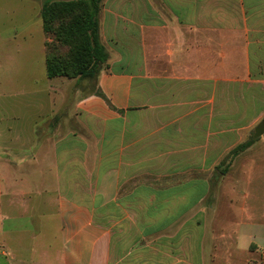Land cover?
I'll list each match as a JSON object with an SVG mask.
<instances>
[{
	"label": "crops",
	"instance_id": "obj_1",
	"mask_svg": "<svg viewBox=\"0 0 264 264\" xmlns=\"http://www.w3.org/2000/svg\"><path fill=\"white\" fill-rule=\"evenodd\" d=\"M99 35L61 92L0 61V264H264V133L219 170L264 120V0H104Z\"/></svg>",
	"mask_w": 264,
	"mask_h": 264
},
{
	"label": "trees",
	"instance_id": "obj_2",
	"mask_svg": "<svg viewBox=\"0 0 264 264\" xmlns=\"http://www.w3.org/2000/svg\"><path fill=\"white\" fill-rule=\"evenodd\" d=\"M103 0H55L40 10L48 79H93L106 67L108 52L99 35L98 10ZM264 133V120L255 126L248 141L235 148L243 152Z\"/></svg>",
	"mask_w": 264,
	"mask_h": 264
},
{
	"label": "rangeland",
	"instance_id": "obj_3",
	"mask_svg": "<svg viewBox=\"0 0 264 264\" xmlns=\"http://www.w3.org/2000/svg\"><path fill=\"white\" fill-rule=\"evenodd\" d=\"M5 0H3L4 2ZM55 0H8V3H3L0 5V18L2 19V25L0 27V48H2L6 53L5 56L1 57L0 61L6 60V56L11 58V64L16 65L17 82L12 86V92L24 93V92H61L62 84L59 80H67V78L60 77L59 79H48L45 75V65H44V44L49 40V36L45 35L41 27L40 10L44 3L51 2ZM156 3V0H151ZM103 2L98 10V22L100 24ZM9 50V52H8ZM109 56V53H108ZM13 66L15 67V65ZM31 72V79H26L24 81L25 73ZM66 82V81H65ZM7 91V90H6ZM8 92V91H7ZM56 103V101H55ZM51 105V103H50ZM55 106H57L55 104ZM54 107V106H53ZM18 108V107H17ZM23 108V107H21ZM55 108V107H54ZM45 112L50 110L49 106H44ZM21 111H24L23 109ZM30 115L37 117L35 110H31ZM22 113V112H21ZM40 117V116H39ZM253 130L248 131L245 140L242 143L248 141ZM255 142V141H254ZM241 143V144H242ZM240 145V144H239ZM238 145V146H239ZM237 148V146L235 147ZM235 148L230 149L225 157V160L219 165L220 171H227L230 167V163L234 157ZM255 173L258 174V171ZM41 220V219H40ZM27 228L20 231H16L13 236V240L8 243L14 250L17 249V256H25L24 250L28 248H34L41 237V233L44 229H40V222L27 223ZM22 227V226H21ZM38 227V229H35ZM25 230V232H24ZM55 233V230H50ZM32 235V240H31ZM45 235V233L43 234ZM53 234L48 235V241L53 239ZM33 244V245H32ZM0 251L6 252V249L1 245ZM6 256H9L6 253ZM31 256H36V254H31Z\"/></svg>",
	"mask_w": 264,
	"mask_h": 264
}]
</instances>
